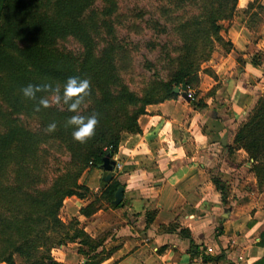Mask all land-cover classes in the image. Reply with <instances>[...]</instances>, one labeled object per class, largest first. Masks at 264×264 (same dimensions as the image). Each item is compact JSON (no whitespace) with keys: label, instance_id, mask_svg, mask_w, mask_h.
Returning <instances> with one entry per match:
<instances>
[{"label":"trees","instance_id":"1","mask_svg":"<svg viewBox=\"0 0 264 264\" xmlns=\"http://www.w3.org/2000/svg\"><path fill=\"white\" fill-rule=\"evenodd\" d=\"M119 1L0 0V264L35 256L56 264L51 250L74 240L88 247L86 264H95L97 257L90 254L100 244L77 229V221L65 225L59 219L63 201L91 193L79 184L82 174L99 168L107 154L113 157L123 133L139 132L136 120L145 106L181 100L173 89H192L199 85V74H211L200 65L215 46L231 49L220 31L232 20L238 0H149L128 9ZM148 32V41L133 40ZM142 48L157 51L154 63L140 55ZM136 58L149 74L142 77L146 89L141 95L127 80ZM73 76L90 81L77 112L62 99L63 85ZM28 84L51 88L28 99L20 91ZM41 98L49 100L48 107L40 105ZM182 102L202 108L194 100ZM252 110L238 127L234 145L246 152L264 189V94ZM92 114L98 119L94 135L84 143L73 140L68 118ZM53 122L56 128L49 132ZM216 185L224 195V185ZM119 186L111 180L79 213L94 214L100 201L113 200ZM63 232L66 238L59 241Z\"/></svg>","mask_w":264,"mask_h":264},{"label":"crops","instance_id":"2","mask_svg":"<svg viewBox=\"0 0 264 264\" xmlns=\"http://www.w3.org/2000/svg\"><path fill=\"white\" fill-rule=\"evenodd\" d=\"M257 5L264 12V0ZM253 11L250 0H238L222 26L231 49L214 52L205 69L211 74H199L192 88L201 109L182 99L147 105L139 132L121 136L111 179L123 188L120 205L105 201L89 217L79 213L110 182L99 168L79 179L88 196L63 201L59 219L77 221L100 244L90 254L95 264H264V189L234 145L264 94V17ZM88 250L74 240L50 255L56 264H86Z\"/></svg>","mask_w":264,"mask_h":264},{"label":"clouds","instance_id":"3","mask_svg":"<svg viewBox=\"0 0 264 264\" xmlns=\"http://www.w3.org/2000/svg\"><path fill=\"white\" fill-rule=\"evenodd\" d=\"M51 88L49 84L43 85H32L28 84L23 87L20 91L22 95L28 99L35 98L37 92L48 91ZM90 88V81L87 78L81 79L79 77L73 76L69 77L65 84L63 85L62 99L63 102L68 104V110L70 112H77L81 102L84 97L88 94ZM57 93V99H61L59 95L60 89L57 87L54 89ZM40 105L43 107H48L49 100L46 98H41L39 101ZM66 124L73 126V131L71 133L73 140L80 143L86 142L87 139L94 135L95 128L98 124V119L95 114L89 116L73 115L66 121ZM55 122L48 125V131L51 132L55 130Z\"/></svg>","mask_w":264,"mask_h":264},{"label":"rangeland","instance_id":"4","mask_svg":"<svg viewBox=\"0 0 264 264\" xmlns=\"http://www.w3.org/2000/svg\"><path fill=\"white\" fill-rule=\"evenodd\" d=\"M149 2V0H120L119 1V5L122 7V9H128V8H132L134 6H144L146 5L147 3ZM258 2L259 0H250V6L252 7V9H254V11L252 12V14L254 16L256 15H261L262 17H264V12L258 7ZM255 13V14H254ZM251 17V16H250ZM252 24L256 23V19H254L253 17L250 18ZM226 23H222L221 26L225 25ZM254 27V25H252ZM150 36V33H145V36L143 37H140V38H133L134 41H138L140 43H143V42H146L148 41V38ZM173 40H175L173 37H172ZM160 40H165L164 38H161ZM217 45V44H216ZM225 47H222L220 45H217L215 46V50L209 55L208 59L205 60L204 62L201 63L200 65V68L201 70H205L207 69V67L209 66V60L211 58V55L214 53V52H220L222 51V49H224ZM140 55H145V57L147 58L148 61L154 63L155 62V59L157 58V51L153 52V53H149L147 51H145L143 48L141 49L140 51ZM143 65V60L141 58H136L135 61H134V66H135V72H134V75L131 76V77H128L127 80H128V86L130 87V89L132 91H135L136 93H139L140 95L144 92V90L146 89L145 88V81L142 79L143 76L145 77H148L149 74L143 69L142 67ZM161 65H157L155 68L156 70L158 71L159 75L164 78V75L165 73L162 72L161 70ZM198 74L197 76H195L193 79H192V82L191 84H195L196 81L198 80ZM180 88V87H179ZM188 89V88H187ZM192 90V89H191ZM253 111V110H251ZM250 111V112H251ZM249 112V113H250ZM246 119V118H245ZM245 121V120H244ZM243 121V122H244ZM242 122V123H243ZM123 134H126L123 133ZM100 197V196H98ZM104 201H100V203H102ZM60 233V232H59ZM66 236H65V233L63 232L62 235H60L57 239L59 241H62V240H65ZM15 262L17 264H45L44 261L40 258H38L37 256L31 258V259H28L26 261H24L23 259L21 258H18L16 257L15 258Z\"/></svg>","mask_w":264,"mask_h":264},{"label":"water","instance_id":"5","mask_svg":"<svg viewBox=\"0 0 264 264\" xmlns=\"http://www.w3.org/2000/svg\"><path fill=\"white\" fill-rule=\"evenodd\" d=\"M186 91H187V87L185 85L181 86L180 88L173 89V93L178 94L183 101L189 103L190 100L186 96ZM114 166H115V162L111 159L110 155L107 154L102 159V164L99 167V169L105 174V176L103 177L104 181H108V182L111 181ZM122 195H123V188L119 186L113 195V200L110 202L111 208H116L120 205L122 201Z\"/></svg>","mask_w":264,"mask_h":264},{"label":"built area","instance_id":"6","mask_svg":"<svg viewBox=\"0 0 264 264\" xmlns=\"http://www.w3.org/2000/svg\"><path fill=\"white\" fill-rule=\"evenodd\" d=\"M186 96L189 100H194L195 98V95H194V92L191 90V89H187L186 91ZM111 159L113 160V157H111ZM115 170H119L120 169V166L118 163L115 162V166L113 168V171Z\"/></svg>","mask_w":264,"mask_h":264}]
</instances>
